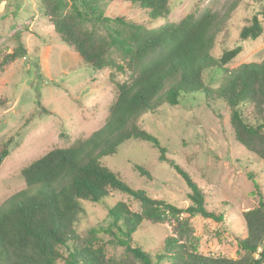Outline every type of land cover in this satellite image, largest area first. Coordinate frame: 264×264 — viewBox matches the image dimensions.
Here are the masks:
<instances>
[{
    "label": "trees",
    "instance_id": "obj_1",
    "mask_svg": "<svg viewBox=\"0 0 264 264\" xmlns=\"http://www.w3.org/2000/svg\"><path fill=\"white\" fill-rule=\"evenodd\" d=\"M108 1L130 3L144 10L148 20L109 14ZM38 5L55 36L78 53L82 64L96 71L110 67L127 77L117 82V96L102 127L67 147L51 149L22 169L26 187L0 206V264H263L264 196L257 181L258 204L242 212L246 235L238 239V256L201 253L191 219L200 215L222 221L224 213L207 207L203 188L139 120L164 104L178 105L183 96L202 93L208 102H225L235 139L264 162V58L229 67L244 51L241 44L215 56L223 20L210 10L153 26L171 13L170 0H38ZM263 33L255 14L241 27L240 38L255 40ZM26 53V42L19 38L0 60V72ZM212 68L223 73L215 87L204 81L205 71ZM6 103L1 97L0 105ZM132 138L158 147L159 159L184 176L190 187L187 207L132 187L103 163L102 157L116 154ZM10 143L0 144V167ZM135 167L152 177L143 166ZM116 191L137 201L141 210L118 201L109 208L107 224L81 233L77 224L85 211L83 201L101 203ZM144 220L172 224V233L155 256L134 240ZM103 235L122 248L119 255H108Z\"/></svg>",
    "mask_w": 264,
    "mask_h": 264
},
{
    "label": "rangeland",
    "instance_id": "obj_2",
    "mask_svg": "<svg viewBox=\"0 0 264 264\" xmlns=\"http://www.w3.org/2000/svg\"><path fill=\"white\" fill-rule=\"evenodd\" d=\"M172 11L166 21L179 22L189 13L199 16L206 10L223 20L213 54L243 45L244 51L229 67L264 58V33L257 39L241 40L240 30L257 14L264 26V1L258 0H170ZM107 12L136 20L147 19L144 10L130 3L107 2ZM53 25L43 17L38 0H0V60L26 42V56L18 57L0 72V144L10 140V153L0 167V206L26 187L22 169L51 149L67 147L102 127L117 96V82L127 75L106 67L94 70L80 62L78 53L59 40ZM223 73L208 69L204 81L217 86ZM141 127L154 134L168 148V156L181 165L203 188L207 207L224 213L217 221L197 215L191 219L205 255L237 257L238 239L246 235L242 212L258 204L257 181L264 196V162L236 139L225 102H208L202 93L183 96L178 105L164 104L157 112H147ZM105 165L132 187L151 196L165 198L187 207L190 187L184 176L168 162L159 159V149L132 138L119 146L116 154L102 157ZM143 166L151 178L136 169ZM254 175V179L250 178ZM118 201L140 211L137 201L127 194L113 192L101 203L83 201L84 213L77 229L86 234L96 224L108 223L109 208ZM172 233L170 223L142 221L134 240L153 256ZM108 255H119L121 247L102 236ZM61 264L63 260H60ZM168 264V263H162ZM264 264V263H263Z\"/></svg>",
    "mask_w": 264,
    "mask_h": 264
}]
</instances>
